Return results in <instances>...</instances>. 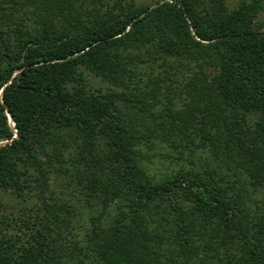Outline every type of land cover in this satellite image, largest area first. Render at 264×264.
Returning a JSON list of instances; mask_svg holds the SVG:
<instances>
[{
  "label": "trees",
  "instance_id": "16d2710c",
  "mask_svg": "<svg viewBox=\"0 0 264 264\" xmlns=\"http://www.w3.org/2000/svg\"><path fill=\"white\" fill-rule=\"evenodd\" d=\"M261 13L0 0V264H264Z\"/></svg>",
  "mask_w": 264,
  "mask_h": 264
},
{
  "label": "rangeland",
  "instance_id": "374dc122",
  "mask_svg": "<svg viewBox=\"0 0 264 264\" xmlns=\"http://www.w3.org/2000/svg\"><path fill=\"white\" fill-rule=\"evenodd\" d=\"M162 0H135L136 4L138 6H154L157 3H159ZM226 3L228 4L230 9H234L236 8L239 3H241L243 0H225ZM259 19L262 20L264 19V13H261L259 16ZM182 71L185 72V69H182ZM147 74L150 73V70L145 71ZM85 78L87 80V84H88V88L91 90H98V91H106L107 89H109V85L103 81L100 78H97L96 76H94L93 74H91L90 72H85ZM181 102L178 101V104H180ZM167 166H158L156 167V174L160 175L162 173H165V171H167L166 168ZM161 176V175H160ZM63 197H65V199H70L69 195H64ZM28 200V199H27ZM7 204L9 205V208L11 211L13 212H18V210L20 208H29L31 205L29 203V201L26 200H21V199H14V198H7Z\"/></svg>",
  "mask_w": 264,
  "mask_h": 264
}]
</instances>
